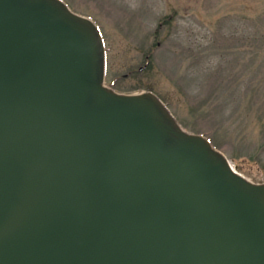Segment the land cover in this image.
<instances>
[{
  "label": "water",
  "instance_id": "1",
  "mask_svg": "<svg viewBox=\"0 0 264 264\" xmlns=\"http://www.w3.org/2000/svg\"><path fill=\"white\" fill-rule=\"evenodd\" d=\"M105 75L91 18L0 0V264H264V183Z\"/></svg>",
  "mask_w": 264,
  "mask_h": 264
},
{
  "label": "rangeland",
  "instance_id": "2",
  "mask_svg": "<svg viewBox=\"0 0 264 264\" xmlns=\"http://www.w3.org/2000/svg\"><path fill=\"white\" fill-rule=\"evenodd\" d=\"M91 18L105 84L151 91L181 127L264 183V0H63Z\"/></svg>",
  "mask_w": 264,
  "mask_h": 264
}]
</instances>
